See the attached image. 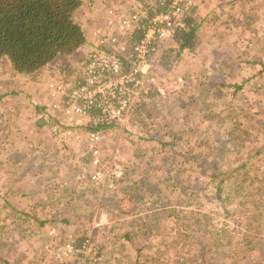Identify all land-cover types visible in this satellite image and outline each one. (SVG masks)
<instances>
[{
	"label": "rangeland",
	"instance_id": "374dc122",
	"mask_svg": "<svg viewBox=\"0 0 264 264\" xmlns=\"http://www.w3.org/2000/svg\"><path fill=\"white\" fill-rule=\"evenodd\" d=\"M137 1L84 0L77 15L93 39L116 27L110 11ZM190 3L193 52L166 48L151 92L101 132L98 167L115 163L124 176H109L114 187L72 156L86 160L79 118L52 106L67 101L58 88L76 83L66 63L79 54L32 76L0 59V264H61L66 243L83 237L95 264H264V0ZM214 163L230 174L220 192ZM128 191L140 199L122 209Z\"/></svg>",
	"mask_w": 264,
	"mask_h": 264
},
{
	"label": "built area",
	"instance_id": "2783aa9c",
	"mask_svg": "<svg viewBox=\"0 0 264 264\" xmlns=\"http://www.w3.org/2000/svg\"><path fill=\"white\" fill-rule=\"evenodd\" d=\"M138 4L139 1L136 5ZM144 4L157 8L160 6L161 10L148 17L143 9ZM144 4H139V8L126 14L117 13L118 10L110 11L112 15L117 14L114 18L116 27L100 32L101 37L98 36L95 43H91L86 50V47L81 50L78 70L74 72L75 75L78 74L76 83L64 84L58 88L67 101L57 106L52 105L56 109L60 107L65 116L71 113L79 118L72 125L82 128V140L91 154V162L96 167L91 179L98 185L108 184L107 187H114L115 181L109 176H114L116 182L124 176L115 163L105 171L98 167L101 132L106 128L91 130L85 127V124L89 121L95 124L102 121L108 125L107 130H110L116 123L130 117L134 110L133 101L147 97L153 89L154 66L162 61L163 52L168 48L165 43L174 41V30L184 26L185 15L191 7L190 0H145ZM117 28L120 31L116 30ZM135 30L141 32L134 43L128 37H132ZM119 34L123 35L120 38V40L123 38V42L120 41L118 46ZM103 43H106L105 47L109 52L100 49V44ZM118 52L130 60L131 66L127 73L122 72ZM68 64L69 62L66 66ZM177 82H182L181 76H178ZM92 110L98 111L94 117L90 115ZM64 134L72 136L76 131L67 128ZM66 246L64 256L72 254L75 250L71 243L67 242ZM94 250V243L90 238H86L82 244L81 264L95 263V260L87 257L92 255Z\"/></svg>",
	"mask_w": 264,
	"mask_h": 264
},
{
	"label": "trees",
	"instance_id": "16d2710c",
	"mask_svg": "<svg viewBox=\"0 0 264 264\" xmlns=\"http://www.w3.org/2000/svg\"><path fill=\"white\" fill-rule=\"evenodd\" d=\"M144 2L145 0H139V4L143 5ZM83 3L84 0H0V59H6L16 74L32 76L44 66L60 58L73 54H79V57L82 56L81 48L83 49L87 44L93 43L87 39L86 32L83 29L84 23L77 15ZM138 5L136 6L139 8ZM143 9L150 17L155 12L160 11L161 7L157 8L150 4H144ZM196 29L197 25L192 18L188 17L184 20L183 27L174 30L173 38L177 44L178 53L194 49ZM140 32V30H135L133 36L128 37V39L135 43L140 37ZM105 46L106 43L100 44V49L109 52ZM117 57L122 64V72L127 73L131 66L130 60L123 57L120 52H118ZM78 66L79 59L76 64L72 66L68 64L66 67H69L68 70L74 73L77 72ZM96 113L98 111L92 110L90 115L94 117ZM40 122L44 123L43 121ZM92 123V121H89L87 124ZM88 128L91 130L108 129V125L105 122L98 121V123H94ZM71 151L72 156L77 155L76 157L82 158L83 161L92 163L91 154L87 148L85 149L86 160L82 157V152L75 153L74 150ZM246 165L247 160L238 166L242 168ZM222 169L223 166H219L217 163L212 165V176L214 178L220 174L223 175L218 180L219 192L222 188L221 185L226 184V179L230 176L229 172L225 173ZM245 173L247 172H242L243 175ZM139 199L138 194L128 191L122 197H118L116 202L122 209H127L132 208ZM163 210L165 209L163 208ZM27 215L29 218L38 220L35 217L36 213ZM59 222H63V220L60 218L58 219ZM85 239L83 237L68 241L75 247V250L72 255H65L66 261L61 264H74L70 262L72 257L68 258V256H81L82 244Z\"/></svg>",
	"mask_w": 264,
	"mask_h": 264
},
{
	"label": "crops",
	"instance_id": "0c3cea01",
	"mask_svg": "<svg viewBox=\"0 0 264 264\" xmlns=\"http://www.w3.org/2000/svg\"><path fill=\"white\" fill-rule=\"evenodd\" d=\"M135 1H136V0H135ZM138 1H139V0H138ZM138 1H137V3H138ZM137 8H138V7H137L136 5H134V7H132L131 10H130V8H129V10H130V12H131V11H133V10H136ZM82 21H83V23H84L83 29H84V31L86 32L87 39H88L89 41L95 43V42L97 41V39H98V36H96L95 38H94V36H93V39H91V35L89 34V33L92 34V31L90 30V26L87 27V23H86V21H85L83 18H82ZM104 25H105V24H104ZM87 29H88L89 31H87ZM197 31H198V27H197ZM196 35L198 36L197 32H196ZM90 39H91V40H90ZM165 45L168 46V47H169L170 45H171V46H175V45H176L175 47L177 48V44H176L174 41L172 42L171 40H170V41H167V42L165 43ZM89 46H90V44H87L85 50H86ZM183 52H185V53H187V52H193V50H191V51H190V50H189V51H188V50H184V51H182V52H179V54H181V53H183ZM77 148H78V147H77ZM49 211H51V210H49ZM44 212H45V211H44ZM47 212H48V211H47ZM51 212H52V211H51ZM59 212H60V211H59ZM59 212H55L56 214L53 213V214H54V215H53V219H54V220H53V221H54L53 223H54V224H57V223H58V219H60V218L63 219L62 217L59 218V215H58ZM33 213H35V211H33ZM94 225H95V226H94ZM93 226H94V227H97L98 224H93ZM93 226H91V230H92V227H93Z\"/></svg>",
	"mask_w": 264,
	"mask_h": 264
}]
</instances>
